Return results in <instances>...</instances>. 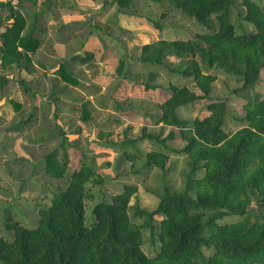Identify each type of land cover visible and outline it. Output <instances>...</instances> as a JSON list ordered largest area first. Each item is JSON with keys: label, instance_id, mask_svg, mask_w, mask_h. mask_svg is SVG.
<instances>
[{"label": "rangeland", "instance_id": "374dc122", "mask_svg": "<svg viewBox=\"0 0 264 264\" xmlns=\"http://www.w3.org/2000/svg\"><path fill=\"white\" fill-rule=\"evenodd\" d=\"M253 1L264 8V0ZM7 2L25 15L22 33H31L40 44L30 53L29 71L3 66L0 53V76L8 80L0 86V236L11 239L15 222L35 226L39 209L50 206L52 193L64 190L73 170L85 162L103 179L87 185L91 196L84 201L86 223L93 220V207L119 193L124 185L136 186L129 205L150 211L158 206L161 184L180 190L188 173V158L173 150L183 148L186 141L176 128L156 124L155 117L169 97L170 84L201 92L192 78L172 71L179 65L177 59L168 58L162 65L145 64L141 49L159 39L197 40L196 35L207 28L171 5L151 0H129L127 7L116 0H0L2 31L12 21L3 7ZM232 3L229 20L234 32H250L253 26L244 20L242 0ZM74 54L89 60L82 64L70 58ZM60 61L76 84L61 80L57 72ZM211 74L214 79L208 99L225 103L223 128L234 134L246 126L244 100L235 93L243 82L220 68H213ZM146 84L156 88H146ZM253 93L264 98V70ZM208 99L195 101L191 110L180 115L206 116ZM84 108L87 119L83 118ZM23 122L22 130L13 133ZM171 132L173 138L168 136ZM146 134L154 139L142 136ZM124 140L135 141V147L129 146L126 153L113 145ZM54 150L65 163L60 178L45 171V156ZM151 151L166 154L164 170L147 166L146 155ZM203 172L201 169L195 176ZM260 198L254 191L247 205L251 221L264 222ZM127 213L131 215L132 210ZM243 217L228 215L218 222L232 223ZM160 219V215L155 217L157 227ZM134 221L140 224L142 220ZM158 247L157 237L143 230V253L153 256Z\"/></svg>", "mask_w": 264, "mask_h": 264}, {"label": "trees", "instance_id": "16d2710c", "mask_svg": "<svg viewBox=\"0 0 264 264\" xmlns=\"http://www.w3.org/2000/svg\"><path fill=\"white\" fill-rule=\"evenodd\" d=\"M116 1L119 6L129 5V0ZM151 1L165 2L207 28V32L196 35L197 40L159 39L145 43L141 49L145 64L162 65L168 58L177 59L179 65L172 71L192 78L201 92L170 84L169 97L155 117L156 124L176 128L186 141L183 148L173 150L188 158L183 187L173 190L161 184L158 206L150 211L130 206L136 186L124 185L119 193L99 201L92 210L93 220L86 223L84 201L91 196L87 185L103 179L89 163H82L73 170L67 187L52 193L50 206L39 209L35 226L15 222L11 239L0 236V264H264V222L251 221L247 216L254 191L259 192L260 204L264 205V98L253 93L264 70V8L253 0H242L244 20L253 29L237 34L229 20L232 0ZM3 7L12 21L0 30L2 64L29 71L30 53L38 48L40 40L31 33H22L26 18L21 10H15L10 2ZM70 58L82 64L89 60L78 54ZM213 68L243 82L235 93L244 100L246 126L234 134L223 128L225 103L208 99ZM57 72L62 81L77 83L63 61ZM6 82L7 78L0 76V86ZM146 88L156 87L146 84ZM206 98V116L180 115L181 111L191 110L195 101ZM19 106L14 103L16 109ZM82 112L87 119L86 108ZM25 124L16 125L13 133ZM142 136L154 139L150 134ZM168 136L173 138L175 134ZM134 143L124 140L113 145L126 153L129 146L135 147ZM146 157L147 166L164 170L166 154L151 151ZM201 169L203 175L196 177ZM64 170L65 163L58 160L55 150L45 156L49 176L60 178ZM158 215L161 219L157 227L154 221ZM228 215L244 217L232 223L218 222ZM143 230H149L159 241L153 256L141 250Z\"/></svg>", "mask_w": 264, "mask_h": 264}, {"label": "water", "instance_id": "95a60500", "mask_svg": "<svg viewBox=\"0 0 264 264\" xmlns=\"http://www.w3.org/2000/svg\"><path fill=\"white\" fill-rule=\"evenodd\" d=\"M253 264H262V263H253Z\"/></svg>", "mask_w": 264, "mask_h": 264}]
</instances>
